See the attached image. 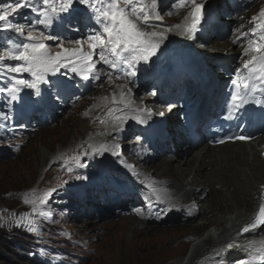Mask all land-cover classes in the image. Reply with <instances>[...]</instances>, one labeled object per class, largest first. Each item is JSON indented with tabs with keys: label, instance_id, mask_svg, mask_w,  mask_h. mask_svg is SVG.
<instances>
[{
	"label": "snow or ice",
	"instance_id": "snow-or-ice-1",
	"mask_svg": "<svg viewBox=\"0 0 264 264\" xmlns=\"http://www.w3.org/2000/svg\"><path fill=\"white\" fill-rule=\"evenodd\" d=\"M162 4L163 0H0V33H10L5 38V44L0 45V96L6 97L11 107L38 104L46 93L58 102L63 91L81 86L83 82L94 80L102 84L104 80L110 81L113 72L117 79H130L135 85L136 78L141 73L149 74L167 51L163 46L168 32L173 28L180 29L181 36L195 40L208 18L204 3L197 0H170L165 8H161ZM24 8L36 18L13 20L12 17L20 15V10ZM175 8L187 11L183 24L165 25L161 11L172 15ZM252 24L249 32L236 38L238 45L247 41V47L242 52L247 59L243 62V75L241 72L233 73L235 79L226 102V119H239L241 114L247 113L249 123L264 121V8L252 18ZM101 71L104 72L103 78L98 74ZM25 74L30 78H25ZM77 79L81 84L74 83ZM117 87L121 88L119 103L123 105L121 113H124L131 107L132 102L126 98L131 89L127 84ZM125 88L128 93L123 91ZM149 94L156 95V92ZM257 94L260 99L256 98ZM113 101H116L115 94ZM249 104L258 107L259 113L254 109L249 111ZM167 107L171 110L175 105L168 104ZM11 118L9 113L0 112V119ZM116 120L118 124L112 126L110 135L118 136L119 124L126 123L123 115L117 116ZM251 139L254 137L243 132L228 137L229 141ZM218 142L226 141L222 139ZM112 149H121V145L100 143L93 149V154L102 155L110 151L111 155L122 157L121 151ZM83 155L86 157L89 152L84 151ZM76 164L85 166L79 157ZM72 170L68 169L69 172ZM153 199L157 203L165 202L158 195H154ZM25 203L35 205L36 202L26 198ZM47 203V199L40 200L42 205ZM174 209L175 205L163 211ZM17 226H25L29 232L39 234L31 219L26 225L18 221ZM260 230H264V198L251 222L236 235L242 237ZM234 247L244 246L233 241L226 244L225 249L231 251ZM224 252L221 249L217 253L221 260L225 259ZM238 264H264V255L257 260L249 253Z\"/></svg>",
	"mask_w": 264,
	"mask_h": 264
},
{
	"label": "bare ground",
	"instance_id": "bare-ground-1",
	"mask_svg": "<svg viewBox=\"0 0 264 264\" xmlns=\"http://www.w3.org/2000/svg\"><path fill=\"white\" fill-rule=\"evenodd\" d=\"M248 1L249 0H245L243 5L236 2L234 8L231 9L232 13L238 14L243 7L248 8ZM206 10L208 12V17L215 15L213 14V7L208 6L206 7ZM33 16L35 17L34 14ZM184 17L180 16L174 22L183 24ZM227 20H229V18ZM240 21L241 24L245 23L243 20ZM206 22L203 24L205 27H207ZM212 30H216V27ZM2 40H4V38H2ZM194 41L195 40L188 37L181 36L180 29H172L168 32L167 40L163 46L167 48L165 56L160 58L157 64L152 67L149 74L145 75L141 73L139 75L141 79L140 82L149 81L150 83V81H154L157 87L162 85L161 88H163L167 86L166 83L168 81L172 82L174 77H182L180 73L175 75L173 70L180 71L182 70L183 65L188 69L193 68L194 65L191 63L192 59L186 58L190 55H199L202 53L200 49L196 50ZM222 42L221 44L214 43L211 47L222 48V51H225L224 53L229 56L230 60H235V56L242 52L241 49L237 48L238 44L235 41H229L228 43ZM202 50L207 51V48L203 47ZM202 57H206V54L204 53L196 59L193 58V60L194 62H197L196 60H199ZM230 70L233 71L231 67ZM175 83L170 84V86L177 89L179 86ZM118 85H125V83L122 81H115L112 89L108 91L106 90L102 93L103 101H108L112 104L114 94L116 100H120L121 88L117 87ZM130 89L133 93L131 87ZM188 90L190 91L192 88H188ZM123 91L128 93L127 88L123 89ZM137 91L138 90L135 92L137 93ZM174 92L175 93L172 97L174 98L173 102H176V97L181 95V90H176ZM130 93H128L127 98L132 100L134 98H132L133 96H131ZM157 96L158 93L154 95L153 99H150L151 97H142L135 98V100L139 101L142 106L147 107L150 101L156 102ZM135 106L138 107L137 104H135ZM150 106H152V104ZM53 112H56V109L53 108ZM128 112H130L129 109L124 113ZM51 116L52 114L49 113L42 119ZM117 116L119 115H116V117ZM167 116L168 117H165V119L160 120V122L167 124L168 121L172 120L169 119V116H172V112L167 111ZM116 117L111 119L112 122L111 120L107 121L103 126V131L99 130V132H97L91 140L97 142L106 141L108 138V127L110 124L113 125L116 123ZM173 121L174 120L171 122ZM143 124L144 123H141V125ZM43 126L48 125L44 124ZM173 128L176 127L174 126ZM153 129L163 131L160 125L153 126ZM144 132L147 133V131ZM87 133V130H85V132L83 131L81 133L82 137L87 138ZM262 142V140L251 144L235 142L226 143L221 146H214L208 143L199 146L191 153L185 152L186 150L182 148L178 149L175 155L172 157H164L166 160L157 161V165H153L152 167H148L145 164L142 166L138 164V169L141 170L140 174L146 172L147 177L152 176L153 180L160 181L156 187H153V191L156 195L163 197L167 204H170L171 206L175 205L176 208H180L184 203L192 201L195 203L198 202L200 204L199 213L195 215V217L203 214L206 218V215H211L216 212L217 215H215L213 219L204 218L199 224L191 226H186V223L191 220L183 221L182 219H179V223L182 224H172L166 228V230H163L162 232L160 231V234H158V244H150L149 246L142 244V241L137 239V236L139 234H149L148 230L144 227L146 224L154 226L158 225L162 221L152 218L147 219L146 217L138 220L136 217L133 218L130 216L128 217L127 222L123 223L119 229L117 233L118 237H110L111 239L108 238V240H112L111 242L108 241V243L113 245L115 249L119 250L120 247L118 246V242L120 245L123 243L126 239L125 233L129 230L131 240L128 241V244H125L127 245L126 252L134 253V249L138 251L137 253H139L140 251L145 250L146 252H142L138 259H155L160 260V264H175L183 256L185 251L188 250V245L192 243L187 239V237H196L197 235H200L196 241L192 243L194 246L191 253L187 258L185 257L186 259L182 264H199V259L213 246H215L214 251L224 249L225 257L227 259H232L240 252V247H234L233 250L228 251L225 249V246L233 241L238 244L240 240H242V237H238L236 234L242 227L243 223L249 221L252 217L258 202L257 196L260 193L259 186L264 184V158L260 152ZM64 147L59 146L58 148L53 149V155L56 151ZM50 159L51 154H46L44 156V163L47 164ZM152 162L153 160H150L149 164H152ZM178 163H183V165L178 166ZM162 166L165 167V172L163 175H157L156 173L158 169ZM207 197L208 199H206ZM210 197L211 199H214L213 206H211L209 200ZM113 211H115V209ZM126 224H131V228H127ZM114 225V223H110L106 226L103 225L102 227L103 229H108L110 232V230H113ZM173 242L179 243L176 247L182 246V244L185 243L186 246L182 249L177 248L175 251L173 250L174 246L171 247V244L174 245ZM170 250L173 252L172 255ZM201 264H215V262H211L207 258ZM222 264H225V261Z\"/></svg>",
	"mask_w": 264,
	"mask_h": 264
},
{
	"label": "rangeland",
	"instance_id": "rangeland-1",
	"mask_svg": "<svg viewBox=\"0 0 264 264\" xmlns=\"http://www.w3.org/2000/svg\"><path fill=\"white\" fill-rule=\"evenodd\" d=\"M197 2L204 3L205 0H197ZM178 11L187 15L186 10L175 8L174 12ZM161 15L165 25L178 24L174 22L178 17L165 15L163 11H161ZM12 19L16 20L17 16L12 17ZM231 40L232 38L222 40L224 42L218 40L217 44H221V42L228 43ZM214 43L216 42L214 41ZM212 49L222 50L220 47H212ZM56 50L58 49H53V51ZM115 81L117 80L101 84L97 89L87 94L83 100L81 99L78 104L76 103L63 112L60 117L48 126H30L27 129H23L22 126L17 125L18 123H10L8 125L3 119H0V229L7 233H12V230L21 231L24 240L27 242L30 254L38 256L42 261H47V264H160V260L138 259L145 250L141 249L142 251L139 253L134 249V253L126 252L127 245L125 244H128V241L131 240L129 230L125 233L127 240L125 239L121 245L118 242L119 250L108 243V241H112L108 240V238L118 237L119 229L123 223L127 222L130 216L93 218L86 222L73 220V216L70 218L63 211L64 207H62L60 202L61 197L58 196L61 194V190L56 185L58 183L63 184L65 181H73L74 177L63 173L58 163H54V160L75 152L76 148H79L78 152L83 157L84 151L92 152L101 143V141L91 140L99 130L103 131L104 124L102 122V124H99L97 118L105 106V102L102 98L100 99V96L104 91L112 89ZM128 84L130 85L129 82ZM130 95L133 96L132 98L134 96L138 98L142 96L149 97L147 94L142 95L140 92H131ZM1 98L2 96H0V101ZM152 103H148V106ZM120 111L117 112L120 113ZM0 112H3V109ZM85 130L88 131L87 138L82 137L81 134ZM110 131L109 129L108 133ZM89 145L92 147L89 148ZM59 146L67 147L59 149L53 155V149ZM196 149H192V151L187 153H191ZM46 154H51V159L47 164L44 163ZM164 160L166 159L164 158ZM178 164V166L183 165V163ZM62 168L64 169L65 166L63 165ZM164 172L165 167L162 166L156 174L163 175ZM53 189H58V191L54 192ZM26 198L34 200L36 202L35 205L26 204ZM41 199H47V205L40 204ZM209 200L211 206H213L214 199L210 197ZM34 207L36 208L35 212H33ZM215 215H217V212L206 215V218L213 219ZM22 217L25 219H22ZM204 218L205 216L200 214L195 219L187 222L186 226L199 224ZM29 219L34 221L39 234L29 232L25 226H17L18 221L22 225H26ZM107 222L115 224L110 232L102 227L110 224ZM172 224L182 223L172 218L163 224L160 223L154 226L146 224L144 227L149 234H139L137 239L141 240V243L146 246L150 244L156 245L159 242L158 234H160V231L166 230ZM131 226V224H126L129 229ZM199 236H189L187 239L193 243ZM173 243L174 245L171 244V247L174 246L173 250L175 251L177 248L182 249L186 246L185 243L176 247L179 243ZM192 243L188 245V250L175 264H182L190 255L194 246ZM208 253L210 252H206L204 255ZM14 260L17 261L15 264H25L19 257H15ZM202 262H199V264Z\"/></svg>",
	"mask_w": 264,
	"mask_h": 264
},
{
	"label": "trees",
	"instance_id": "trees-1",
	"mask_svg": "<svg viewBox=\"0 0 264 264\" xmlns=\"http://www.w3.org/2000/svg\"><path fill=\"white\" fill-rule=\"evenodd\" d=\"M20 239L17 235L3 232L0 229V264H15V257H19L25 264H39L34 259L23 253L17 245ZM27 255V256H26ZM14 256V257H13Z\"/></svg>",
	"mask_w": 264,
	"mask_h": 264
}]
</instances>
